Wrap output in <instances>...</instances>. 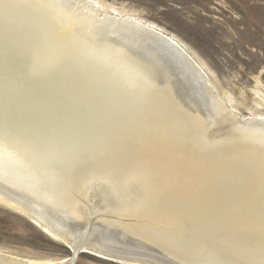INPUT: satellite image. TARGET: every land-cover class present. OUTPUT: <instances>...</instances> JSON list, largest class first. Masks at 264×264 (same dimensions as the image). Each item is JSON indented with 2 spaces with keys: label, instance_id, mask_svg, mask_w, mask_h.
<instances>
[{
  "label": "bare ground",
  "instance_id": "bare-ground-1",
  "mask_svg": "<svg viewBox=\"0 0 264 264\" xmlns=\"http://www.w3.org/2000/svg\"><path fill=\"white\" fill-rule=\"evenodd\" d=\"M100 4L108 10L96 11L84 0H0V129L9 115L23 125L25 117L49 107L72 76H82L104 99L90 154L114 162L133 159L145 173L143 182L129 187L117 167H80L75 155L57 172L27 155L4 152L0 204L73 253L110 263L221 264L204 241L239 232L235 264H264V151L232 139L237 129L254 141L264 138V91L255 88V108L244 117L241 103L223 89L221 94L174 39ZM35 45L53 65L38 82L25 80L14 58ZM152 65L162 69L166 88L155 79L142 82L143 70ZM148 87L158 90L155 99H163L174 126L144 118L141 101ZM185 122L196 124L206 150L187 143ZM225 215L227 228L220 231ZM75 262L0 252V264Z\"/></svg>",
  "mask_w": 264,
  "mask_h": 264
},
{
  "label": "rangeland",
  "instance_id": "rangeland-1",
  "mask_svg": "<svg viewBox=\"0 0 264 264\" xmlns=\"http://www.w3.org/2000/svg\"><path fill=\"white\" fill-rule=\"evenodd\" d=\"M123 12L179 43L220 90L251 117L255 88L264 91V0H84ZM260 79L263 87L257 85ZM223 89V91H222ZM253 91V92H252ZM254 104V105H253ZM264 113V110L262 111ZM69 249L14 209L0 204V252L35 261L72 258ZM75 264H117L79 252ZM52 264V263H50Z\"/></svg>",
  "mask_w": 264,
  "mask_h": 264
},
{
  "label": "snow or ice",
  "instance_id": "snow-or-ice-1",
  "mask_svg": "<svg viewBox=\"0 0 264 264\" xmlns=\"http://www.w3.org/2000/svg\"><path fill=\"white\" fill-rule=\"evenodd\" d=\"M36 2L42 4L46 0ZM48 55L43 47L35 45L16 52L14 58L22 69L23 78L38 82L53 67L47 59ZM65 63L70 64L71 61L66 60ZM141 79L142 82L155 79L161 88L167 87L162 69L157 65L144 69ZM157 91L150 87L145 90L141 101L144 105V118L157 125L174 126L163 99H155ZM103 106L104 99L95 87L86 78L74 75L54 100L50 101L49 107L25 117L23 125L18 123L15 116L9 115L4 127L0 129V153L6 152L9 156L27 155L39 165L53 168L57 172H63L64 163L70 156L75 155L77 166L117 167L129 187H139L145 173L133 159L124 158L114 162L103 153L90 154V146L94 143L93 130L97 126V114ZM260 127L264 131V125ZM236 133L232 136L233 140L257 143L264 151V138L254 141L245 129H237ZM182 135L191 147H199L202 150L208 148L194 122H185L182 125ZM240 167H245L243 161L240 162ZM227 223L228 216L225 215L220 231L226 230ZM242 236V233L232 232L227 240L219 236L215 239L207 238L203 246L221 264H235L238 260L236 245ZM171 264H176V261H171Z\"/></svg>",
  "mask_w": 264,
  "mask_h": 264
},
{
  "label": "water",
  "instance_id": "water-1",
  "mask_svg": "<svg viewBox=\"0 0 264 264\" xmlns=\"http://www.w3.org/2000/svg\"><path fill=\"white\" fill-rule=\"evenodd\" d=\"M69 249H70V248H69ZM71 252H72V250H71ZM72 254H73V255H72V259H74V258L76 259V257L78 256L79 253L77 254V253H73V252H72Z\"/></svg>",
  "mask_w": 264,
  "mask_h": 264
}]
</instances>
